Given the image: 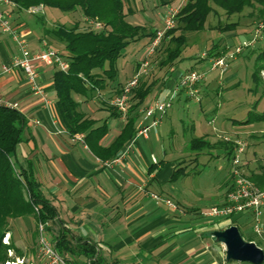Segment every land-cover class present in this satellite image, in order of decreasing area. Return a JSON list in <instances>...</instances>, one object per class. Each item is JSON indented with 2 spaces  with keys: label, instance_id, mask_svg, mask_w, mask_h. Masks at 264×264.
Instances as JSON below:
<instances>
[{
  "label": "crops",
  "instance_id": "obj_1",
  "mask_svg": "<svg viewBox=\"0 0 264 264\" xmlns=\"http://www.w3.org/2000/svg\"><path fill=\"white\" fill-rule=\"evenodd\" d=\"M33 8L36 6L21 8L12 0L0 6L10 17L12 27L27 40L30 51L36 52L47 41L42 40L36 22L38 12ZM39 13L46 15L45 7ZM163 13L160 11L157 18ZM160 25L158 28L164 27ZM19 53L13 33L3 31L0 25V104L17 103L16 108L26 118L16 165L18 171H32L44 196L58 211L57 218L48 222L47 234L52 241L66 228L75 237L97 246L99 264H242L227 260L225 246L215 240L214 230L205 223L215 221H203L201 209L185 195L182 185H176L190 173L172 178L177 166L184 162L178 164L183 158L179 153L186 148L166 146V115L160 125L150 128L148 135L139 133L150 122L144 119V109L157 99L174 95L179 79L174 73L167 72L139 108L137 132L125 142L118 137L126 126V117L112 115L107 107L109 97L116 93V84L92 97L75 95L87 116L97 125L106 122L108 126L99 141L86 140L85 134L72 136L61 116L54 84L58 66L38 61V88H34L23 69L4 70ZM143 60L133 64L122 84L141 68ZM180 91L174 100L185 96L186 101L192 99L189 89L182 94ZM230 185L231 182L225 185V192ZM153 193L162 200L155 199ZM223 196L217 201L222 202ZM164 199H170L175 207ZM217 225L220 228L216 230L237 226L232 219H221ZM246 240L255 241L252 237ZM77 259L81 264H91L85 255Z\"/></svg>",
  "mask_w": 264,
  "mask_h": 264
},
{
  "label": "trees",
  "instance_id": "obj_2",
  "mask_svg": "<svg viewBox=\"0 0 264 264\" xmlns=\"http://www.w3.org/2000/svg\"><path fill=\"white\" fill-rule=\"evenodd\" d=\"M12 1L24 9L41 5L43 8L56 7L66 12L81 9L85 18L104 24L102 30H97L93 26L84 28L80 21L70 24H51L45 14L39 13L40 11L36 13V22L40 25L42 40L45 39L50 46L56 48L70 64L67 71L56 67L54 72L57 104L63 121L72 136L85 134L86 140L94 138L99 141L107 133L106 122L97 125L96 120L87 116L82 110L75 95L92 97L100 90L110 89L114 84H116L114 96L120 94L125 84L118 81V60L125 55L131 43L146 39L149 44L156 37L157 30L144 25L132 24L127 19L125 4L128 0ZM173 1L158 0V3L169 5ZM257 2L260 7H256ZM247 7H254V10L257 8L259 11L257 18L264 19V0L185 1L177 14L175 26L168 29L162 38L161 44L163 43L164 48L159 57V66L157 69L152 68V70L155 69L156 76L152 70L143 73L137 87L133 89L130 99L131 107L126 115L127 123L118 140L125 142L136 134L138 110L155 90V85L169 72L167 70L165 73L164 70L172 69L175 62L181 58L190 41L186 33L203 31L209 15L214 12L218 13V8H221L227 16H232L242 14ZM255 14L256 11L250 16H255ZM221 22L217 28L222 31L234 29L241 24L240 18L237 21ZM159 46L154 54L159 50ZM227 50V47L220 48L219 43L214 42L202 60L225 55ZM257 65L258 71L255 72L254 78L261 87L263 85L264 91V82L260 75L264 70V48L258 54ZM107 107L112 115H122L111 104H107ZM259 119H264V113ZM239 122L245 123L246 121ZM25 127L26 118L19 109L0 104V264L11 261L9 249H14L19 256L25 255V250L19 247L13 238L11 222L22 219L26 231L33 233L35 238L38 236L39 222L47 223L58 216L56 207L44 196L40 182L33 176L32 171L23 169L18 171L17 169L16 163L19 162L17 150L23 140ZM189 147L196 152L197 157L206 148H224L226 155L234 154V143L225 140L212 143L204 136L192 138ZM181 164L183 162L177 166L172 178L188 173L187 167ZM258 169L259 171H252L248 177L263 188L264 163H261ZM8 232L12 233V240L9 244L4 242ZM55 245L60 255L74 264H81L77 259V256L81 255H85L91 264L100 263L97 246L75 237L66 228H62L60 235L55 238Z\"/></svg>",
  "mask_w": 264,
  "mask_h": 264
},
{
  "label": "rangeland",
  "instance_id": "obj_3",
  "mask_svg": "<svg viewBox=\"0 0 264 264\" xmlns=\"http://www.w3.org/2000/svg\"><path fill=\"white\" fill-rule=\"evenodd\" d=\"M185 1L174 0L169 5L181 7ZM166 6L160 5L158 0H128L125 4V12L127 19L132 24L157 29L158 26H161L163 15L160 17L161 19L157 17L160 16V11L166 12ZM257 6L260 7L258 2ZM158 10L159 13L156 12ZM257 10V8L254 10V7H247L242 14L227 16L221 8H218V13L214 12L209 15L203 31L186 33L190 41L181 58L175 62L176 67L164 70L165 73L167 70L174 73V76L179 78L178 82L190 70L205 76L197 84L198 92L192 99L186 101L185 96L174 100L179 93L175 94L172 99V108H168L162 117L166 115L165 125L168 129L164 135L166 146L174 149L175 145H183L186 148L184 153H179V157L183 158L177 162L179 164L184 160L183 166L186 165L190 175L185 180L180 178L176 185H182L185 195L192 197L193 203L203 212L201 213L203 221L208 219L215 221L214 223L205 222L213 230L220 228L217 224L221 218L213 219L204 214L212 206L225 201L231 189L229 187V190L225 192V185L232 181L231 169L234 154L226 155L224 148H206L195 160L196 152L192 151L188 144L190 145L192 138L201 136L212 143H217L220 140L235 143L236 140H242L246 144L243 159L246 163L247 175H250L252 171H259V165L264 163V119H259L260 115L264 113V91L263 85L261 87L254 78L255 72L258 71L257 57L264 48V19L257 18L259 13ZM255 11V16H250ZM45 12L51 24H70L80 21L84 28L92 26L90 23H86L81 9L66 12L56 7H45ZM239 18L241 24L234 29L222 31L217 28L220 21H222L221 23L232 22ZM151 19L155 20L150 21ZM147 41L143 39L128 46L125 55L118 60V81H124L126 75L131 74L133 64L137 60L146 58ZM214 42L219 43L220 48H228L225 53L227 63L223 67L211 70V59L202 60V57ZM248 43L250 45H247ZM237 46H243L241 52L236 54L235 58H230L229 55L235 51ZM163 48L162 43L159 50L149 57L147 72H151L153 67L158 68ZM155 69L152 72L156 76ZM260 75L264 82V70ZM159 83L160 81L155 85V89ZM187 89H181L180 94ZM239 121L246 122L240 123ZM170 129L172 130L170 131ZM223 134L227 135L229 139L224 138L226 136ZM222 196L224 197L222 202L217 201ZM231 219L234 224H237L245 239L252 237L264 249V236H259L254 231L253 214L247 212L234 215ZM23 224L22 219L11 222L13 238L16 244L25 250V255L20 256L14 249L12 252L9 251L11 261L23 258L25 262L32 261L34 264H41L38 257L39 233L34 238L33 233L26 231ZM12 233L8 232L4 238V242L8 241L7 244L12 240ZM239 263L252 264L249 262Z\"/></svg>",
  "mask_w": 264,
  "mask_h": 264
},
{
  "label": "built area",
  "instance_id": "obj_4",
  "mask_svg": "<svg viewBox=\"0 0 264 264\" xmlns=\"http://www.w3.org/2000/svg\"><path fill=\"white\" fill-rule=\"evenodd\" d=\"M11 0H0V6L4 3H10ZM181 7L168 6L166 12L163 14L164 27L157 29L156 37L146 47V58L141 63V68L135 71L133 76L125 83L120 94L113 96L109 103L114 106L123 117H126L131 107V95L133 89L137 87L143 73L147 72L149 65V57H151L160 45L165 32L171 29L176 24V17ZM43 5L33 8L32 11H43ZM87 19V18H86ZM89 23L97 30L104 29V24L100 21L87 19ZM0 25L5 32L13 33L18 42L20 53L16 55L11 63L6 64L5 71H10L13 68H21L25 71L28 81L34 88H38L37 79L39 77V69L37 62H43L49 65H56L61 70L67 71L70 64L62 55L54 48L50 47L47 42H43V46L36 52L30 51L27 40L23 38L11 24L10 17L0 9ZM247 45H250L248 43ZM243 46H237L235 51L229 57L235 58L236 54L241 52ZM207 53H203L205 57ZM226 55L212 58L211 70L226 65ZM204 75L190 70L186 72L180 79L175 88L174 95L177 90L188 88L192 97L198 92L197 84L204 79ZM157 99L152 105L145 109L144 119L149 120V124L139 130L140 134L148 135L151 127L160 125L162 115L166 113L167 109L172 106V99ZM7 106L16 108L17 103H7ZM224 138H227V135ZM231 138V137H230ZM246 144L242 140H236L234 143V155L232 158L231 169V189L228 192L225 201L222 204L212 206L205 214L215 218L224 220L231 219L234 215H240L250 212L254 216V231L259 236H264V188L256 185L247 175L245 170V161L243 154L245 152ZM152 196L157 200L162 198L153 193ZM166 203L175 207V204L170 199H164ZM36 210H38L36 208ZM48 222H39V239H38V257L41 264H74L65 259L58 252L54 241H52L47 234ZM8 243V241H5ZM12 252V249H9ZM4 264H34L32 261H26L23 258H18L17 261H6Z\"/></svg>",
  "mask_w": 264,
  "mask_h": 264
},
{
  "label": "water",
  "instance_id": "obj_5",
  "mask_svg": "<svg viewBox=\"0 0 264 264\" xmlns=\"http://www.w3.org/2000/svg\"><path fill=\"white\" fill-rule=\"evenodd\" d=\"M212 234L225 246L228 261L264 263V249L255 241L246 240L238 226L231 225L226 229L214 230Z\"/></svg>",
  "mask_w": 264,
  "mask_h": 264
}]
</instances>
